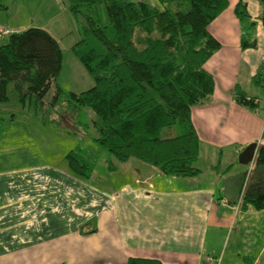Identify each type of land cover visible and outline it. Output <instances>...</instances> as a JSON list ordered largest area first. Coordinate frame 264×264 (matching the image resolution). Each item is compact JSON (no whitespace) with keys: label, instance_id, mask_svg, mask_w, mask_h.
Returning <instances> with one entry per match:
<instances>
[{"label":"crops","instance_id":"obj_1","mask_svg":"<svg viewBox=\"0 0 264 264\" xmlns=\"http://www.w3.org/2000/svg\"><path fill=\"white\" fill-rule=\"evenodd\" d=\"M245 1L257 23L256 47H242L240 0L209 25L221 44L205 64L216 87L210 104L192 110L203 172L166 176L131 160L116 171V186L101 188L94 176L85 182L55 168L0 170V264H264V210L242 203L247 169L232 172L248 145L257 142L258 153L264 144V112L234 99L237 86L262 97L263 6ZM226 152L233 160L225 174Z\"/></svg>","mask_w":264,"mask_h":264},{"label":"trees","instance_id":"obj_2","mask_svg":"<svg viewBox=\"0 0 264 264\" xmlns=\"http://www.w3.org/2000/svg\"><path fill=\"white\" fill-rule=\"evenodd\" d=\"M259 1L264 23V0ZM158 2L71 3L81 33L73 49L95 79V86L81 93L66 94L58 85L64 51L50 32L37 27L19 32L9 29L12 33L0 38L8 37L0 42V103L17 102L36 115L59 113L61 122L65 124L67 119L70 127L81 124L83 108L92 109L96 141L111 156L110 172L137 160L166 176H199L203 172L199 167L201 139L192 110L213 101L216 81L205 64L221 44L209 25L228 8L230 0ZM236 14L243 24L242 47H256L257 23L245 0H240ZM54 86V97L47 102ZM234 99L252 111L260 107L259 99L239 86ZM68 158L78 176L92 179L96 162L73 153ZM254 166L250 179L247 181L246 175L242 185V203L262 211L264 144ZM129 264L162 263L131 258Z\"/></svg>","mask_w":264,"mask_h":264},{"label":"rangeland","instance_id":"obj_3","mask_svg":"<svg viewBox=\"0 0 264 264\" xmlns=\"http://www.w3.org/2000/svg\"><path fill=\"white\" fill-rule=\"evenodd\" d=\"M74 1L78 0H0V34L7 30L6 28L21 29L28 25L29 28L51 30L61 42L64 57L58 85L66 94L81 93L95 86V79L73 49L81 39L80 23L70 10ZM141 1L155 3V0ZM101 14L106 17L104 7L101 8ZM7 39L8 37L0 42ZM260 78L263 79L260 81L263 87H260L262 97L259 100V109L264 112V76ZM11 91L13 95V87ZM54 94L55 86L49 92L47 102L53 99ZM58 114L41 112L36 115L20 103H0V170H36L49 167L82 181L91 182L92 179L81 178L70 168L68 155L73 153L97 163L93 176L101 188L116 186L120 182L119 174H111L113 172L108 169L111 156L96 141L98 135L93 127L96 116L94 111L83 108L81 124L73 127H70L71 123L67 119H64L63 124ZM232 157L230 152L224 154L220 167L223 172L233 160ZM234 159L232 162H236V167L232 172L247 169L248 181L255 162L250 166H241L238 159Z\"/></svg>","mask_w":264,"mask_h":264},{"label":"water","instance_id":"obj_4","mask_svg":"<svg viewBox=\"0 0 264 264\" xmlns=\"http://www.w3.org/2000/svg\"><path fill=\"white\" fill-rule=\"evenodd\" d=\"M258 151V143L254 142L248 145L240 154L239 162L242 165L250 166L256 161Z\"/></svg>","mask_w":264,"mask_h":264},{"label":"built area","instance_id":"obj_5","mask_svg":"<svg viewBox=\"0 0 264 264\" xmlns=\"http://www.w3.org/2000/svg\"><path fill=\"white\" fill-rule=\"evenodd\" d=\"M11 33H12V31L9 30V29H7V30H5L3 33L0 34V38H3L4 36L9 35V34H11Z\"/></svg>","mask_w":264,"mask_h":264}]
</instances>
